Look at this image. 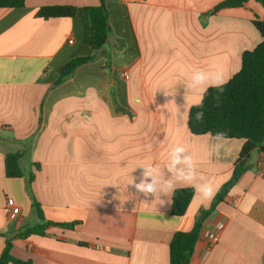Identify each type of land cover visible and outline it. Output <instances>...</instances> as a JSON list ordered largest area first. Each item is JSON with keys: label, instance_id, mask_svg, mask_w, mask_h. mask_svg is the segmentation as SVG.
I'll return each mask as SVG.
<instances>
[{"label": "crops", "instance_id": "crops-1", "mask_svg": "<svg viewBox=\"0 0 264 264\" xmlns=\"http://www.w3.org/2000/svg\"><path fill=\"white\" fill-rule=\"evenodd\" d=\"M112 1L126 7L130 32L118 27L93 61L58 86L66 62L95 55L85 9L100 0H26L24 10L0 9V253L4 235L39 223L27 178L5 174L10 151H24L20 164L34 171L32 193L45 218L80 222L74 231L55 227L16 240L13 256L31 264H170L174 234L191 231L214 198L195 192L185 215L175 217L174 191L194 188L178 182L157 204L128 185L141 175L138 165H159L166 175L169 152L182 145L218 191L233 176L245 140L191 134L188 114L204 93L187 85L196 70H220L227 81L240 70L243 52L262 41L252 20L264 21L263 7L250 1L209 15L226 0ZM48 6L78 12L36 16ZM261 156L252 155L249 170L204 222L190 264H264Z\"/></svg>", "mask_w": 264, "mask_h": 264}, {"label": "trees", "instance_id": "trees-1", "mask_svg": "<svg viewBox=\"0 0 264 264\" xmlns=\"http://www.w3.org/2000/svg\"><path fill=\"white\" fill-rule=\"evenodd\" d=\"M250 1L259 3L264 9V0H226L218 4L209 15H216L226 9L242 8ZM26 0H0V9H25ZM92 30V49L95 55L79 56L66 62L59 69V77L54 86H58L72 76L76 70L93 61L96 54L105 46L108 38L118 27L130 32V21L124 5L112 0H100L95 7L85 9ZM78 9L71 6H48L39 9L36 16L43 19L72 18ZM253 26L259 32L262 41L253 49L243 52L240 70L228 80L223 92L210 87L202 98L204 119L195 120V113L201 109L193 106L188 114V129L191 134L215 136L218 131L226 133L225 139L245 140L235 164L232 178L224 184L214 197L208 210H201L196 217L194 227L189 232H176L170 242V264H190L199 241L201 230L207 218L224 202L229 191L251 167L249 162L254 153L264 154V21L255 17ZM201 103V102H200ZM218 105V106H217ZM23 150L5 154V174L10 179L27 178L25 191L31 200L39 223L20 229L12 235H4L5 248L0 253V264H31L15 258L12 254L14 242L33 235L46 236L51 228L60 227L74 231L80 222L56 223L45 218L41 205L32 193L35 179L33 170L26 172L21 166ZM32 167L39 169L34 163ZM195 191L192 188L177 189L172 195V211L175 217L185 215Z\"/></svg>", "mask_w": 264, "mask_h": 264}, {"label": "clouds", "instance_id": "clouds-1", "mask_svg": "<svg viewBox=\"0 0 264 264\" xmlns=\"http://www.w3.org/2000/svg\"><path fill=\"white\" fill-rule=\"evenodd\" d=\"M227 82L223 72L220 70L213 72L196 70L191 74L187 87L201 93H206L209 87L216 88L218 91L223 92ZM195 106L201 109L195 113V120L197 122H202L204 119L202 101ZM225 137V132L218 131L215 133L214 139L216 141H222ZM218 146L219 145H217V147ZM138 166L142 169L141 175L139 177H132L128 185H132L137 192L142 194L145 198L149 196L154 197L153 201H156L157 204L160 205L165 203V201L161 199V196L168 197V195L174 191L176 183L178 182L191 185L201 200L204 201L213 199L218 191V187L211 180H207L199 174L197 165L192 156L189 154L186 147L182 145L173 147L169 152L166 175L162 172L159 165L156 164H142ZM137 179L139 180L138 183L136 182Z\"/></svg>", "mask_w": 264, "mask_h": 264}, {"label": "built area", "instance_id": "built-area-1", "mask_svg": "<svg viewBox=\"0 0 264 264\" xmlns=\"http://www.w3.org/2000/svg\"><path fill=\"white\" fill-rule=\"evenodd\" d=\"M121 77L124 80H127V79H129V73L125 71V72H123L121 74ZM258 173H259L260 176L264 177V154H262L261 159L259 161ZM13 204H14L13 200H8V207H7L8 209L7 210L9 212L12 210ZM220 228H221V226H220ZM208 240H209L210 245L216 244L217 241H218L217 234H215V233H209L208 234Z\"/></svg>", "mask_w": 264, "mask_h": 264}, {"label": "rangeland", "instance_id": "rangeland-1", "mask_svg": "<svg viewBox=\"0 0 264 264\" xmlns=\"http://www.w3.org/2000/svg\"><path fill=\"white\" fill-rule=\"evenodd\" d=\"M110 37H113V35L111 34ZM107 49L110 50L111 48L108 46ZM34 212H35V211H34ZM35 214H36V212H35ZM36 215H37V214H36Z\"/></svg>", "mask_w": 264, "mask_h": 264}]
</instances>
